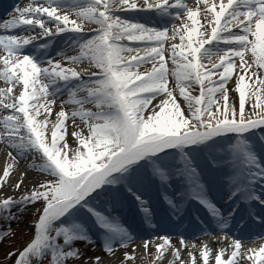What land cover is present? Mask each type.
Returning a JSON list of instances; mask_svg holds the SVG:
<instances>
[{"label": "snow or ice", "instance_id": "obj_1", "mask_svg": "<svg viewBox=\"0 0 264 264\" xmlns=\"http://www.w3.org/2000/svg\"><path fill=\"white\" fill-rule=\"evenodd\" d=\"M16 12L0 24L9 33L0 34V79L10 85L0 88V239L38 206L32 238L7 258L69 264L84 259L77 242L100 241L110 257L123 250L119 264L135 262L141 245L122 213L138 206L140 228L187 222L210 235L214 225L227 242L189 249L181 233L183 260L170 235L154 236L142 241L155 249L152 264L169 250L170 264H198L195 250L200 264H264V244L246 247L233 232L235 223L264 226V0H34ZM234 73L238 105L226 86ZM29 160L37 175L12 182Z\"/></svg>", "mask_w": 264, "mask_h": 264}, {"label": "bare ground", "instance_id": "obj_2", "mask_svg": "<svg viewBox=\"0 0 264 264\" xmlns=\"http://www.w3.org/2000/svg\"><path fill=\"white\" fill-rule=\"evenodd\" d=\"M4 1H6L5 2L6 3V6L7 5L9 6V7H7V9L9 11H7V13L2 16L3 17L2 19H4L6 21V20L10 19V17L8 16V14L13 9H14V11L16 13L15 14V16H16L17 15L16 8L17 7H19V8L26 7L30 3L31 0H15V1L11 2V3H10L9 0H1L0 7L2 6V3ZM32 1H34V0H32ZM37 1L40 2L41 0H36V2ZM137 2H141V0H137ZM186 2L189 3L190 5H192L193 7H195L196 0H186ZM4 8L6 9V7L3 5V9ZM62 11H67V10H62ZM1 15H2V13H1ZM176 22H178L177 24H179L181 21L178 20ZM201 23L204 24V20H203L202 17H201ZM201 30L203 31V28ZM20 33H22V32H20ZM0 34H9V33H5L2 29H0ZM138 43H140V42H132L130 44V46H133L134 47ZM141 46H143V45H141ZM61 47H63V43L62 42H61ZM2 54H4V50H3L2 47H0V55H2ZM216 60H218V58L217 57H213V61H216ZM204 62L207 63V60H205ZM146 67H150V66L144 65L143 66V69L146 68ZM3 83H6V82H4L2 79H0V84H3ZM226 86H227V88L230 91V88L228 87V84ZM169 87L170 88L173 87V82L172 81H170ZM0 88H2V87L0 86ZM18 92H19V88H17V89L14 90V93L15 94H18ZM174 94L176 95L178 102H180L181 105L183 106V100L179 96V90L176 89V92ZM237 96H238V94H237ZM218 97L221 98V100H222V96H220L218 94L217 98ZM160 98H164V96H161L158 99H160ZM155 102L156 101H153V103H155ZM253 103H255V98L251 95V89H250L249 90V96L246 98V104H247V106L245 105V107H246V114H248L249 106L251 104H253ZM237 105H238V98H237ZM58 110H59L58 108H56L54 110V114H53V117H52L53 122L55 120V111H58ZM0 113H2V112H0ZM68 124H69V127H68V133H69V135H67L65 137V139L68 142L69 150H71L72 148L75 147V143H74V138L70 135V133L73 130V128L71 126V121H69ZM50 132H51V127H50V130H49V134H50ZM61 143H63V142H61ZM7 151H8V149L2 143H0V174H2V170H3V168L6 165V161H7L6 152ZM27 163H30V160L27 161V162L22 161L20 163L19 170L17 172H14L12 174V176L10 177V180L12 182H14L16 180V178L21 173H23L26 170L28 171V178H27L26 183L30 182L37 175V173L35 171L26 169V164ZM18 194L19 193H17V195ZM8 195H13V192H12L11 189L8 190ZM160 210H161L160 209V206H157V213H159ZM204 211H206V210H204ZM135 213H140L141 214L142 212H137L135 210V208H132L130 210L124 209L123 210V213H122V220L126 222V226H129L130 227V230H133L134 235L137 237L136 244L141 245L140 247H137L135 249V256H136L135 262L129 261L128 264H152V260L154 258V255L153 254L155 253V249L150 245L149 253H146L145 252V249L142 246V241L144 239L151 240V239H153L154 236H163V235H166V233H168V235H170L172 237V243L175 244L177 248H181V251H182L181 258L183 260H188L187 250H185V249L182 248V246L179 243V238L176 235V234H181V232H182V229L181 228H178L175 231H171V232L165 231V230L156 231L155 229H148L146 231V233H140L138 231V226L139 225L137 226L136 225V221L134 220V218H135L134 216H136ZM31 215H33V213L28 214V217H30ZM200 215H201V218L203 219L204 218V214L203 213H200ZM236 224L237 223H235L234 226H233V232L234 233H237V235H239L237 237V239H241L242 242L245 244L246 247H259L261 244H264V237H262V236H264V226L258 225L257 228H256V230H253L254 229L253 228V229L249 230L248 232H244L243 230H239L236 227ZM253 224H258V223H253ZM29 228H30V233H31V236H30V239H31L32 236H33V231H34L33 222L29 223ZM163 233H165V234H163ZM248 234L251 235L249 237L259 238V239L257 241H254L253 243H249L248 241L250 240V238L247 237ZM204 242L207 243V245H208L209 248L214 249V250L215 249H218L219 247L226 246V244H227L226 241H222V238H219V239H207L206 241L205 240H203V241L199 240L195 244L198 245V246H200ZM76 247H78L84 253V259L76 260L74 262L73 261H70L69 264H84V260L85 259L95 258L97 255H100V256L103 257L104 264H119V259H121L122 258V255H123V250L118 251L116 253V256L115 257H110V256L106 255L103 252L102 242H100V241H97V243L94 244V245H92V244H86L85 242H77ZM188 248L191 249V247L189 245H188ZM128 251L131 252L132 251V248L130 247L128 249ZM195 251H196V255H197L198 264H200V261H201L202 258L199 256V251L198 250H195ZM0 256H1V253H0ZM225 258H227V257H225ZM172 260H173V250H169L167 253H165V257H164V259L162 261V264H170V262ZM209 264H214V261L212 260L211 257L209 259ZM241 264H247V261L246 260H242L241 261Z\"/></svg>", "mask_w": 264, "mask_h": 264}, {"label": "rangeland", "instance_id": "obj_3", "mask_svg": "<svg viewBox=\"0 0 264 264\" xmlns=\"http://www.w3.org/2000/svg\"><path fill=\"white\" fill-rule=\"evenodd\" d=\"M64 10H67V9H64ZM73 18L75 17L73 16ZM85 26L95 27L94 25H87V24ZM234 79H235V73H234L233 80H230L228 82V87L230 88V91H229V103L230 104L237 103V98H238L237 96L238 92L232 90L234 88ZM5 84H3L2 86L9 87L7 83ZM217 99L222 102L221 98L218 97ZM36 206H38V204ZM36 206H29V209L22 216L18 217V222L16 221L12 222L11 224L12 231L10 232V234L5 239L4 238L0 239V253H1L0 264H15L16 257L13 256L9 259L7 258V254L9 252H15L17 249L22 250L26 242L29 241L30 236H31L29 223L33 222L35 217L34 215H31L30 217H28V214L33 213L34 207ZM0 227L7 228L6 222H4L3 220H0ZM43 264H48L47 259L43 261Z\"/></svg>", "mask_w": 264, "mask_h": 264}]
</instances>
